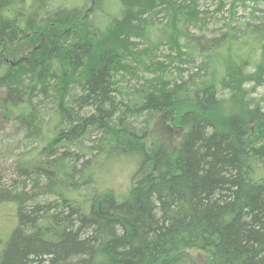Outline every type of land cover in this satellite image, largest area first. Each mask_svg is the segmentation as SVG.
I'll use <instances>...</instances> for the list:
<instances>
[{"label": "trees", "instance_id": "trees-1", "mask_svg": "<svg viewBox=\"0 0 264 264\" xmlns=\"http://www.w3.org/2000/svg\"><path fill=\"white\" fill-rule=\"evenodd\" d=\"M255 8L0 0V169L17 150L6 167L22 177L0 185L16 212L0 264H189L191 250L204 264H264ZM94 132L96 161L136 163L122 194L99 191L92 158L70 151Z\"/></svg>", "mask_w": 264, "mask_h": 264}, {"label": "rangeland", "instance_id": "rangeland-1", "mask_svg": "<svg viewBox=\"0 0 264 264\" xmlns=\"http://www.w3.org/2000/svg\"><path fill=\"white\" fill-rule=\"evenodd\" d=\"M258 2L259 0H246V3L249 4V7H255V5H257L259 9L255 8L256 9L255 13L258 12L257 11L258 9V10H263V12L259 11L257 14H261V13L264 14V3L261 4L259 2L261 4L260 5L258 4ZM208 4H209L208 7H210L209 10L212 11L214 9V4L210 2H208ZM57 6H61V5H57ZM208 15L210 16V18H212V21H213L214 19L212 17L211 12H209ZM246 16H247V12L246 10H244V8L238 7L236 9V14L234 17L238 18V21L244 20ZM213 29H217V26L210 24L205 27V30L208 33L215 31ZM139 47L140 48L144 47V44H140ZM167 52H169V50L165 51L164 53H167ZM162 55L163 53L161 54V56ZM158 56L159 54H157V59H158ZM258 92L259 94L262 95L264 93V89L259 88ZM99 137L100 135L94 132L90 135L89 138H87L86 140L82 142V145L79 144L78 147L71 146L70 151L75 152L76 154H80L81 152H84V154L86 153L84 157L83 156L79 157V160H81V162L84 161L85 159L92 158L90 160V163H91L90 165L92 166L93 170L98 176L96 178L95 183L99 191H102V192L111 191V192H114L115 194H122L129 185L130 175L136 169V163L134 162L133 159H130V157L122 158V159L119 158L113 161L110 160L111 162L108 161L105 163L96 161L95 155L97 153L94 154L93 153L94 151L88 150V149L91 148L93 143ZM26 150L27 149L25 148L23 151H26ZM16 152H14L15 155L10 156L3 163L4 164L2 167L3 169L2 170L0 169L2 171L0 176L5 177L2 181H0V185L3 183L4 185H8L9 183V182L7 183L8 179H13V181L16 184H18V182L20 181V178L22 179L18 171H16V173L13 174L10 168L6 167L9 164L15 165V161H17V159L19 160V157L17 158ZM79 163L76 165L77 167L79 166ZM38 182L40 183L41 186H43V185H46L47 180L46 178H40L38 179ZM27 187L30 188V186H27ZM41 188L42 187H40L39 189ZM15 223H16V212H15L14 206L11 204L0 205V235L7 236L8 233L11 231V229L14 227ZM185 254L187 255V257H189V259L193 260V264H204V258L201 252L191 250V251H186ZM189 259H186V260H188V263L191 264L192 262Z\"/></svg>", "mask_w": 264, "mask_h": 264}]
</instances>
